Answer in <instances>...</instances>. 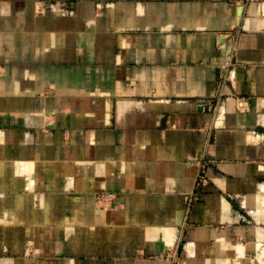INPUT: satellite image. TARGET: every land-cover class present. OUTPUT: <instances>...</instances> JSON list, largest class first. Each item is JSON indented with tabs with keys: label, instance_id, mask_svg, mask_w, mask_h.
<instances>
[{
	"label": "crops",
	"instance_id": "crops-1",
	"mask_svg": "<svg viewBox=\"0 0 264 264\" xmlns=\"http://www.w3.org/2000/svg\"><path fill=\"white\" fill-rule=\"evenodd\" d=\"M175 254L264 264V0H0V264Z\"/></svg>",
	"mask_w": 264,
	"mask_h": 264
},
{
	"label": "built area",
	"instance_id": "built-area-1",
	"mask_svg": "<svg viewBox=\"0 0 264 264\" xmlns=\"http://www.w3.org/2000/svg\"><path fill=\"white\" fill-rule=\"evenodd\" d=\"M236 52L234 50L233 52V58H235ZM232 71L229 65H226L222 68L221 70V75H220V80L218 83V87H217V93L214 96V98H208V99H204L201 100L200 104L203 105H208L210 106L213 110H216L217 108H219L223 102V97L225 95V91L224 88L227 85L228 82H230L232 80ZM237 107L240 110H248V100L244 97H237ZM205 182V175L204 174H200L199 176V182L198 185H201ZM173 259V264H179L178 261V255L175 254L174 256H172Z\"/></svg>",
	"mask_w": 264,
	"mask_h": 264
},
{
	"label": "rangeland",
	"instance_id": "rangeland-1",
	"mask_svg": "<svg viewBox=\"0 0 264 264\" xmlns=\"http://www.w3.org/2000/svg\"><path fill=\"white\" fill-rule=\"evenodd\" d=\"M178 261H179V264H183L184 262H183V258H182V256L181 255H178Z\"/></svg>",
	"mask_w": 264,
	"mask_h": 264
}]
</instances>
